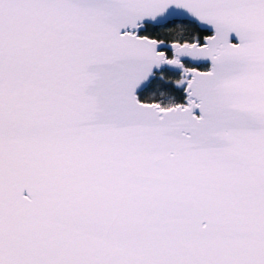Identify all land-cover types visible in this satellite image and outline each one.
<instances>
[{
  "label": "snow or ice",
  "instance_id": "1",
  "mask_svg": "<svg viewBox=\"0 0 264 264\" xmlns=\"http://www.w3.org/2000/svg\"><path fill=\"white\" fill-rule=\"evenodd\" d=\"M0 264H264V0H0Z\"/></svg>",
  "mask_w": 264,
  "mask_h": 264
},
{
  "label": "trees",
  "instance_id": "2",
  "mask_svg": "<svg viewBox=\"0 0 264 264\" xmlns=\"http://www.w3.org/2000/svg\"><path fill=\"white\" fill-rule=\"evenodd\" d=\"M164 31H165V30H157V32H153L152 34H153V35H157V34H159V35L162 36L163 33H164ZM201 35H202V34H201ZM179 95H180V94L178 93V94H177L178 98H179Z\"/></svg>",
  "mask_w": 264,
  "mask_h": 264
},
{
  "label": "water",
  "instance_id": "3",
  "mask_svg": "<svg viewBox=\"0 0 264 264\" xmlns=\"http://www.w3.org/2000/svg\"><path fill=\"white\" fill-rule=\"evenodd\" d=\"M202 70V69H201Z\"/></svg>",
  "mask_w": 264,
  "mask_h": 264
}]
</instances>
